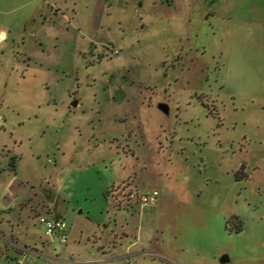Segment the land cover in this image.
<instances>
[{"label": "rangeland", "instance_id": "1", "mask_svg": "<svg viewBox=\"0 0 264 264\" xmlns=\"http://www.w3.org/2000/svg\"><path fill=\"white\" fill-rule=\"evenodd\" d=\"M0 24V264H264V0H0Z\"/></svg>", "mask_w": 264, "mask_h": 264}, {"label": "built area", "instance_id": "2", "mask_svg": "<svg viewBox=\"0 0 264 264\" xmlns=\"http://www.w3.org/2000/svg\"><path fill=\"white\" fill-rule=\"evenodd\" d=\"M117 52V51H116ZM128 193L129 195L126 197L127 202L130 205L136 206L142 202H155L159 192L154 190L153 192H141L139 189H134L133 187H129L125 191H118L116 193ZM39 221L45 227V234L47 236L57 235L61 243H66L68 241V232H67V224L66 222L49 213V211L45 213H39L37 215ZM13 264H20L19 262H14ZM119 264H122L121 262Z\"/></svg>", "mask_w": 264, "mask_h": 264}, {"label": "crops", "instance_id": "3", "mask_svg": "<svg viewBox=\"0 0 264 264\" xmlns=\"http://www.w3.org/2000/svg\"><path fill=\"white\" fill-rule=\"evenodd\" d=\"M25 5V4H24ZM23 5V6H24ZM39 7V6H38ZM41 7V6H40ZM36 12H37V9H35V10H33L32 11V13H31V15L32 16H34L35 14H36ZM43 13V15H44V11L42 12ZM1 25V24H0ZM9 27H10V29L11 28H13V26H12V24H10L9 25ZM7 37H8V33H7V31H6V29L5 28H3V27H0V41H3V40H5V39H7ZM142 104V103H141ZM159 109V108H158ZM161 111V110H160ZM36 194V196L38 195L37 193H35ZM137 206V205H136ZM136 206H134V212H136L137 210H135V207ZM24 208H26V207H24ZM48 211H49V213H51V214H54L53 212V210L51 209V208H49L48 209ZM45 212H47V211H45ZM45 212H42V213H45ZM55 216V215H54ZM9 222V221H8ZM54 236H56V235H54ZM69 236V235H68ZM51 237V236H50ZM53 239V238H52ZM142 241V240H141ZM114 243H113V245H110V246H108V247H106L104 244L103 245H101V248H102V250L104 251V254H111L112 253V256H109V257H117V258H120V257H129V256H131L133 253H131V252H129V248L131 247V245H136V243L139 245L140 243H138V240L135 242V243H130V244H128L127 245V243H125V242H122L121 241V243L120 244H118V241H113ZM157 243H159V241H157ZM145 243L144 244H142V247L144 248L145 247ZM49 246V244L47 245V247ZM24 247L25 248H27V249H29L30 251H35V250H33L31 247L29 248V247H27L26 246V243H24ZM163 247H165V246H161L160 248H158V250L159 251H162V250H164V249H166V248H164L163 249ZM113 250H115V252L116 253H114V251ZM176 251V250H175ZM174 251V252H175ZM108 252H110V253H108ZM158 252V251H157ZM140 253H142V254H150V252H148V251H144V249H142V251L140 252ZM194 253H196V252H194ZM195 256H196V259H201V258H203L204 257V255H202V253H197V255L195 254ZM222 258H224V260H226V261H222ZM104 259H105V257H104ZM173 260H175V259H173ZM210 261H212V264H226V263H229L230 261H231V258H230V256L227 254V253H222L219 257H216L215 255L213 256V257H211L210 258ZM17 262H19L20 263V260L19 261H17ZM14 263V262H13ZM12 263V264H13ZM21 264V263H20Z\"/></svg>", "mask_w": 264, "mask_h": 264}, {"label": "trees", "instance_id": "4", "mask_svg": "<svg viewBox=\"0 0 264 264\" xmlns=\"http://www.w3.org/2000/svg\"><path fill=\"white\" fill-rule=\"evenodd\" d=\"M130 187V183H121L119 184L117 187H113L109 192L110 193H113V192H118V191H125L127 190L128 188ZM113 195V194H112ZM129 194L126 193L124 194L123 192L122 193H116V203H118V205L121 204V202H124L126 203V205H129V206H133V205H130L128 202H127V199L126 197L128 196ZM120 203V204H119ZM121 206V205H120ZM120 206H118L120 208ZM134 207V206H133ZM234 217H231L227 220V222L231 221ZM240 228V227H239Z\"/></svg>", "mask_w": 264, "mask_h": 264}, {"label": "water", "instance_id": "5", "mask_svg": "<svg viewBox=\"0 0 264 264\" xmlns=\"http://www.w3.org/2000/svg\"><path fill=\"white\" fill-rule=\"evenodd\" d=\"M78 103V100H75V102H73L72 104L73 105H76ZM158 108L162 111V112H165V113H169L170 111V106L167 102H160L158 104ZM222 261H226L224 260V258H222Z\"/></svg>", "mask_w": 264, "mask_h": 264}]
</instances>
